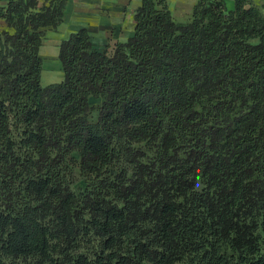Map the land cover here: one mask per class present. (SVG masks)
I'll return each instance as SVG.
<instances>
[{
  "label": "trees",
  "instance_id": "trees-1",
  "mask_svg": "<svg viewBox=\"0 0 264 264\" xmlns=\"http://www.w3.org/2000/svg\"><path fill=\"white\" fill-rule=\"evenodd\" d=\"M65 1L0 7V264H264V14L142 0L131 38L80 29L42 86Z\"/></svg>",
  "mask_w": 264,
  "mask_h": 264
},
{
  "label": "crops",
  "instance_id": "crops-1",
  "mask_svg": "<svg viewBox=\"0 0 264 264\" xmlns=\"http://www.w3.org/2000/svg\"><path fill=\"white\" fill-rule=\"evenodd\" d=\"M264 14V0H251ZM226 7L232 8L234 0H224ZM7 0H0L4 7ZM142 0H66L63 22L56 30L46 28L38 54L42 60L40 83L42 86L63 80L59 61L60 43L71 34L86 29L93 47L112 50L118 43H125L134 34L136 10ZM172 19L176 23L189 22L197 0H167ZM1 29H6L0 20ZM90 103L96 101L90 98Z\"/></svg>",
  "mask_w": 264,
  "mask_h": 264
},
{
  "label": "rangeland",
  "instance_id": "rangeland-1",
  "mask_svg": "<svg viewBox=\"0 0 264 264\" xmlns=\"http://www.w3.org/2000/svg\"><path fill=\"white\" fill-rule=\"evenodd\" d=\"M234 7V6H233ZM228 8V7H226L227 9H234V8ZM260 10V9H259ZM261 11V10H260ZM261 13L263 14V12L261 11ZM2 29H1V27H0V31H1ZM91 106H92V110H91V112H90V114H89V116H90V119L91 120H96V117H97V108H98V106H99V103H98V101L96 102V101H92V103H91ZM75 158V157H74ZM77 186H79L80 188H83V186H84V183H83V181L82 180H78V183H77Z\"/></svg>",
  "mask_w": 264,
  "mask_h": 264
}]
</instances>
